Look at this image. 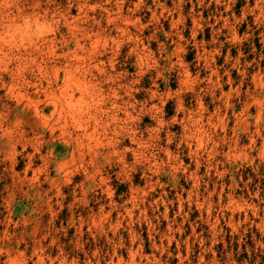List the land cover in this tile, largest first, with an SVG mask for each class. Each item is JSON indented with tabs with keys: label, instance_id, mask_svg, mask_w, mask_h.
I'll list each match as a JSON object with an SVG mask.
<instances>
[{
	"label": "rangeland",
	"instance_id": "374dc122",
	"mask_svg": "<svg viewBox=\"0 0 264 264\" xmlns=\"http://www.w3.org/2000/svg\"><path fill=\"white\" fill-rule=\"evenodd\" d=\"M0 264H264V0H0Z\"/></svg>",
	"mask_w": 264,
	"mask_h": 264
}]
</instances>
